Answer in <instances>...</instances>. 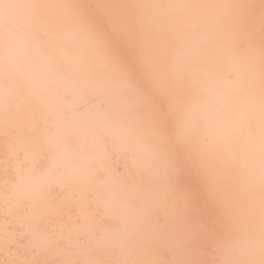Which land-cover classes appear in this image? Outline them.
I'll return each mask as SVG.
<instances>
[{"label": "bare ground", "instance_id": "bare-ground-1", "mask_svg": "<svg viewBox=\"0 0 264 264\" xmlns=\"http://www.w3.org/2000/svg\"><path fill=\"white\" fill-rule=\"evenodd\" d=\"M263 1L0 0V264H264Z\"/></svg>", "mask_w": 264, "mask_h": 264}, {"label": "rangeland", "instance_id": "rangeland-1", "mask_svg": "<svg viewBox=\"0 0 264 264\" xmlns=\"http://www.w3.org/2000/svg\"><path fill=\"white\" fill-rule=\"evenodd\" d=\"M257 1H259V2H260V3H259V2H257V7H256V5H254V4H253V3H256V2H253L251 5H253V6H254V7H253L254 9H255V7H256V9L258 8V10H257V11H259V12H260V9H262V8H261V7H262V5H261V4H262V3H261V2H262V0H257ZM258 3H259V4H258ZM263 3H264V1H263ZM263 5H264V4H263ZM258 6H260V7H258ZM263 8H264V7H263ZM254 9H253V10H254ZM254 11H256V10H254ZM262 11H263V10H262ZM262 11H261V12H262ZM259 12H258V14H257V12H256V14L258 15V16L256 15V17H258V19H259V14L261 13V12H260V13H259ZM261 17H262V16H261ZM263 29H264V27H262V30H263ZM258 31H259V30H258ZM259 32H260V31H259ZM263 32H264V31H263ZM256 33H257L256 35H258V34H260V36H261V34H263V35H264V33H262V31H261V33H258V32L256 31ZM263 35H262L261 37H260L259 35H258V36H259L260 38H262V37H263ZM258 36H257V37H258ZM255 37H256V36H255ZM263 38H264V37H263ZM257 39H259V38H257Z\"/></svg>", "mask_w": 264, "mask_h": 264}]
</instances>
